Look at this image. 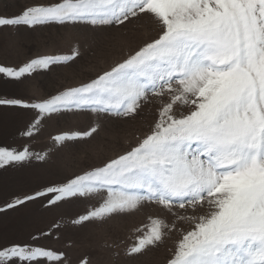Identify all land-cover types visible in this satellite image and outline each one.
Instances as JSON below:
<instances>
[{"label": "snow or ice", "instance_id": "snow-or-ice-1", "mask_svg": "<svg viewBox=\"0 0 264 264\" xmlns=\"http://www.w3.org/2000/svg\"><path fill=\"white\" fill-rule=\"evenodd\" d=\"M142 17L156 22L158 38L110 70L32 102L0 97V106L31 111L21 135L33 138L57 116L90 112L134 119L155 99L158 117L150 134L102 166L16 196L0 213L31 203L56 208L95 201L70 221L83 228L155 205L192 225L181 230L167 264H264V0H34L12 16L0 15V28L95 33ZM80 56L77 47L70 55L39 56L15 68L0 65V86H23ZM98 129L62 132L53 143L86 140ZM33 160L48 164L50 157L28 145L0 146V170L22 169ZM175 229L152 218L124 254L158 247L165 230ZM53 234L0 244V264H66L65 253L38 243Z\"/></svg>", "mask_w": 264, "mask_h": 264}, {"label": "rangeland", "instance_id": "rangeland-1", "mask_svg": "<svg viewBox=\"0 0 264 264\" xmlns=\"http://www.w3.org/2000/svg\"><path fill=\"white\" fill-rule=\"evenodd\" d=\"M33 2L0 0V15L12 16ZM155 38H158L156 22L147 17L95 33L59 26L37 31L0 28V65L3 66L15 68L44 55H70L77 47L81 52L70 67L54 66L52 71L37 73L20 87L0 86V97L22 98L28 102L48 98L67 87L89 82ZM158 108L159 103L151 99L134 119L107 118L90 112L61 115L45 121L39 133L29 138L21 133L34 114L19 107L0 106V146L19 148L28 145L32 151L47 152L50 157L48 164L33 160L22 169L0 170V208L16 196L32 194L40 185L62 182L66 177L102 166L131 150L150 134L158 117ZM96 124L99 129L91 138L66 146L53 143L52 138L62 132H84ZM93 203L95 201L80 199L56 208L31 203L18 211L0 213V244L26 242L40 232H53L51 238L41 239L38 243L65 253L66 264H81L85 260L88 264H167L181 230L188 231L192 227L190 222L179 221L155 205L145 206L131 215L114 217L101 225L73 227L70 221L84 214ZM176 211L185 215L183 210ZM152 218L176 224V229L165 230L167 235L158 247L135 256L125 255L124 249L136 243L137 236L150 227ZM55 224L61 225L60 231L54 230ZM137 229L141 231L137 232Z\"/></svg>", "mask_w": 264, "mask_h": 264}]
</instances>
